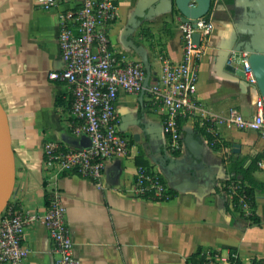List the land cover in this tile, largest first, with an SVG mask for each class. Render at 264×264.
<instances>
[{"label": "crops", "instance_id": "crops-1", "mask_svg": "<svg viewBox=\"0 0 264 264\" xmlns=\"http://www.w3.org/2000/svg\"><path fill=\"white\" fill-rule=\"evenodd\" d=\"M110 47L121 59L144 64L148 85L136 94L120 92L115 111L125 156L104 162L100 185L75 172L44 163L43 145L89 146L81 123L70 112V85L49 74L63 68L58 47V12L79 0L43 9L37 0H0V103L6 113L15 160L9 206L42 214L56 183L79 264H192L198 250L226 259L235 253L249 263L264 259V129L240 130L227 122L230 109L254 113L259 94L240 85L234 73L247 50L264 53V0H212L214 29L199 60L194 95L197 109L180 119V147L172 151L162 129V109L148 87L164 62H179L183 49L180 14L173 0H113ZM218 135L213 147L201 130ZM226 142L227 145H223ZM237 145V146H233ZM236 149L237 151H234ZM243 159L260 185L255 192L257 222L234 210L223 192L228 155ZM156 174L170 197L136 195L138 168ZM48 192V193H47ZM24 264H55L58 254L44 224L24 228Z\"/></svg>", "mask_w": 264, "mask_h": 264}, {"label": "built area", "instance_id": "built-area-1", "mask_svg": "<svg viewBox=\"0 0 264 264\" xmlns=\"http://www.w3.org/2000/svg\"><path fill=\"white\" fill-rule=\"evenodd\" d=\"M43 9H51L71 0H37ZM117 6L113 0H79L75 7L58 12V47L63 63L62 70L49 74L51 79L65 80L71 89L70 112L81 123L89 146L68 149L54 141L43 145L44 163L58 166L60 171L75 172L91 178L100 185L105 160L125 156L128 141L119 134L115 111L118 94L122 91L136 94L143 88L145 69L142 63L120 59L110 47L109 29L115 21ZM214 24L208 14L187 21H180L182 59L164 62L158 78L152 81L148 92L162 109V129L168 137L172 151L179 149L181 140L180 119L197 109L194 101L198 84V65ZM199 34V43L193 40ZM244 53L242 71L250 89L256 80ZM254 113L245 117L236 109H230L227 122L240 130L264 129V95L258 94L252 101ZM264 168V161L258 163ZM134 193L154 200L166 199L167 188L154 173L139 167L135 177ZM48 193V192H47ZM234 193H230V197ZM243 214L249 215V207L243 195L238 197ZM6 208V207H5ZM0 215V264H24L28 250L22 245L27 224L39 221L46 227L58 254L55 264H79L74 256L73 243L65 221L64 207L56 183L49 189L47 207L42 214H22L11 206ZM238 259L230 253L226 259L216 254H206L197 264H233Z\"/></svg>", "mask_w": 264, "mask_h": 264}, {"label": "water", "instance_id": "water-1", "mask_svg": "<svg viewBox=\"0 0 264 264\" xmlns=\"http://www.w3.org/2000/svg\"><path fill=\"white\" fill-rule=\"evenodd\" d=\"M176 9L179 11L180 20L187 21L190 18L195 19L208 14L212 0H173ZM193 40L199 43V34L194 33ZM247 61L250 65L254 78L256 80L255 88L259 94L264 95V53L255 49L247 50ZM145 78L143 89L148 85L150 78L149 65L144 59ZM240 78V85L245 90L248 89L249 83L244 78V73L239 67L234 72ZM237 146V145H233ZM234 151H237L234 149ZM15 179V160L11 148L10 133L6 113L0 103V215L6 207L11 196Z\"/></svg>", "mask_w": 264, "mask_h": 264}, {"label": "trees", "instance_id": "trees-1", "mask_svg": "<svg viewBox=\"0 0 264 264\" xmlns=\"http://www.w3.org/2000/svg\"><path fill=\"white\" fill-rule=\"evenodd\" d=\"M210 127L209 123H204L201 127V130L206 135L207 141L212 144L213 147H219L220 144L217 140L218 135L214 132L209 131L207 128ZM223 145H227L226 142H222ZM146 169V168H144ZM147 172L150 170L146 169ZM253 168H246L243 165V159L237 157V155L230 153L228 155V164L226 166V173L228 174V178L226 180V185L223 187V192L226 194L232 193V189H234V193L231 196V205L234 210L242 213L241 208L238 204V197L243 195L245 201L249 207V217L253 222H257L258 218L255 215L256 203H255V192L260 188V185L255 181L252 175ZM152 173V172H150ZM166 198L170 197V193L166 192ZM9 206L7 203L6 208ZM5 208V209H6ZM3 214V213H2ZM243 214V213H242ZM208 254L214 255L215 252L207 251ZM204 253L202 250H198L194 255H192L189 259L192 264H197L204 259ZM233 264H264V259L262 260H252L249 263H243L240 260L236 259L233 261Z\"/></svg>", "mask_w": 264, "mask_h": 264}]
</instances>
